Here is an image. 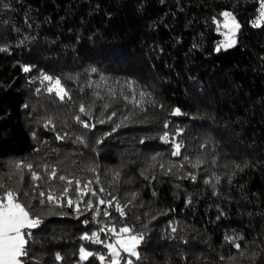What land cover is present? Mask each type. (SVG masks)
<instances>
[{"label": "trees", "instance_id": "1", "mask_svg": "<svg viewBox=\"0 0 264 264\" xmlns=\"http://www.w3.org/2000/svg\"><path fill=\"white\" fill-rule=\"evenodd\" d=\"M260 3L0 0V190L39 220L26 264H109L123 227L143 240L119 264H264ZM224 10L240 29L217 51Z\"/></svg>", "mask_w": 264, "mask_h": 264}, {"label": "snow or ice", "instance_id": "2", "mask_svg": "<svg viewBox=\"0 0 264 264\" xmlns=\"http://www.w3.org/2000/svg\"><path fill=\"white\" fill-rule=\"evenodd\" d=\"M221 15L224 17L223 27L228 29V34H233L235 31L240 27V25L235 20V17L232 16L230 12H223ZM260 16L264 18V0H261L260 3ZM214 22L217 24V30H220V21H216L214 18ZM254 26H258L259 21H253ZM226 34V35H228ZM234 43V40L228 39L225 42V47H231ZM219 47L217 51H219ZM25 72L30 71L28 67H24L23 69ZM92 71H96L95 68ZM43 80H47L50 82L49 87L47 88L48 92H55L56 95L61 99L64 100L65 97L68 95L63 86L61 85L59 78H53L48 75L43 76ZM131 87V84H129ZM70 99V97H69ZM124 99H128L124 97ZM80 111L85 115H91L90 112L86 111L84 106L81 105ZM176 114H179V109L176 110ZM115 115V113H113ZM76 120L79 123H82L84 127H89L87 123L80 120V117L77 116ZM101 123L104 121L101 120ZM167 127V125H165ZM165 141L168 139V134L165 133L162 137ZM176 151L173 155L180 154V145H175ZM155 159V157H153ZM17 167H27L29 171L32 169V165H22L19 162L17 163ZM94 171V169H93ZM56 172L52 171L50 174V178H55ZM32 180H39L40 177L35 173L31 172ZM194 178V177H193ZM60 180H65L64 176L59 177ZM67 183L71 184L72 182L69 180ZM79 183V182H77ZM2 186V185H0ZM67 189H65V192ZM103 191V189H101ZM94 194V193H93ZM18 193L7 190L4 192L3 196L0 197V264H26L24 258L28 257L29 255V248L27 245L29 244V240L26 237L31 236V232H25V229H32L37 226L39 223L38 219L30 218L29 211L26 209L25 205L18 202L16 197ZM27 195V193H24ZM41 196L44 195L43 192L40 193ZM55 197L52 194L48 195V200L52 201ZM71 205L73 201H68ZM101 204L104 203L103 200L100 201ZM103 230V229H102ZM176 231L175 228L172 229ZM112 232H116L115 228L110 229ZM133 229L129 227H123L120 229V233H130ZM94 239L95 243H101L99 239L98 233H93L91 237L85 235L83 239ZM225 239L233 243L237 249L240 248V244L236 243L237 237L235 236H226ZM143 240L142 234L137 235H130V236H121L117 233V240L115 244H108L107 247L111 250L113 257H120V250L125 253L130 254L131 256L138 257L137 246ZM81 259H87L92 253L85 251L83 248L80 249ZM101 260L104 259L103 256L100 257ZM113 264H119V260H114ZM125 264H132L131 260H126Z\"/></svg>", "mask_w": 264, "mask_h": 264}, {"label": "rangeland", "instance_id": "3", "mask_svg": "<svg viewBox=\"0 0 264 264\" xmlns=\"http://www.w3.org/2000/svg\"><path fill=\"white\" fill-rule=\"evenodd\" d=\"M223 12H230V13H232L230 10H224ZM232 16L233 17H235L234 16V14L232 13ZM235 20L237 21V23L240 25V23L238 22V20L236 19V17H235ZM223 21H224V17L222 16V20L220 21V30L218 31V32H220L221 33V40H220V42L217 44V48L219 47V49H221V48H226L224 45H225V42H226V40H228V39H231V40H234V43L233 44H235L236 43V40H237V35H238V32H239V29H240V27L235 31V33H233V34H228V29H226V28H224L223 27ZM226 34H228V35H226ZM3 194H4V192H2V190H0V197H2L3 196ZM30 218H32L31 216H30ZM33 219V218H32ZM28 229H25L24 231L26 232ZM115 233V237H114V239L111 241V242H109V244H115L116 243V240H117V233H119L121 236H130V235H137V234H133V233H120V230L119 231H116V232H114ZM137 249H138V246H137ZM85 251H87V252H90V251H88V250H85ZM108 252H109V254H110V259H109V264H113V261L114 260H119V262H120V257L119 258H117V257H113L112 256V252H111V250L108 248ZM123 251L122 250H120V256H121V253H122Z\"/></svg>", "mask_w": 264, "mask_h": 264}]
</instances>
